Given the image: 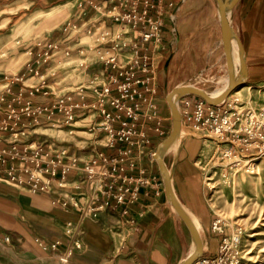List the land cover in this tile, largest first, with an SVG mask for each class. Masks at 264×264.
Segmentation results:
<instances>
[{
  "label": "built area",
  "instance_id": "built-area-1",
  "mask_svg": "<svg viewBox=\"0 0 264 264\" xmlns=\"http://www.w3.org/2000/svg\"><path fill=\"white\" fill-rule=\"evenodd\" d=\"M89 3L99 17L84 22L83 27H88V33L100 34L95 45L105 66L100 75L108 72L106 82L93 80L42 108L27 106L22 116L29 124L11 132V143L3 142L7 125L0 131L1 181L24 185L32 193H48L53 181L65 187L70 174L82 176L81 191L76 196L54 199L55 204L65 209L72 205L79 212L80 223L67 224L71 245L61 250L60 242L42 244L60 264H67L74 251L82 248L77 237L81 222L87 218L96 219L106 211L119 212L121 227L139 231L131 210L139 202L142 186L157 187V177L146 175L142 161L145 157L156 161L150 134L167 133L156 95L166 22L173 20V0ZM231 97L213 106L201 97L187 95L180 99L179 108L183 123L211 133L233 164L242 161L241 144L246 151L264 153V108L255 109ZM21 117L12 114L9 119L17 124ZM36 127L65 129L70 135L85 133L94 144L91 157L82 160L59 141L42 138ZM255 156L246 160L251 172ZM238 238V234L232 238L234 245ZM5 241L10 243L9 238ZM231 248L224 240L214 259L200 257L194 264H222L224 251Z\"/></svg>",
  "mask_w": 264,
  "mask_h": 264
},
{
  "label": "rangeland",
  "instance_id": "rangeland-1",
  "mask_svg": "<svg viewBox=\"0 0 264 264\" xmlns=\"http://www.w3.org/2000/svg\"><path fill=\"white\" fill-rule=\"evenodd\" d=\"M90 1L93 0H0V131L4 126L8 127L4 132V144L14 139L11 132L29 124L22 116L27 106L42 108L56 97L88 85L86 67L104 63L95 45L100 34L88 33V27H83L84 22L99 17ZM210 1L217 7L215 0ZM252 1L255 0H242L234 9L230 18L233 27L244 16L241 11L243 3L246 5ZM204 2V13L208 18L209 0ZM171 23L169 45L158 69L156 95V100L160 99L161 111L163 109L166 115L171 111L166 96L177 86H194L216 93L225 88L224 79L228 76L227 66L223 60L219 61L222 42L197 41L196 37L187 34L185 10L174 15ZM236 48L238 72L237 43ZM242 88L245 89L232 93L231 99L237 97L255 109L264 108V81H250L249 77V82ZM40 98L47 100L42 102ZM12 114L22 116V121L15 124L9 119ZM169 117L171 127L164 140L172 131V116ZM182 128L184 134L178 143H189L191 147L209 209V225L192 217L201 225L199 232L205 244L202 257L214 259L226 240L232 248L224 251L222 264H264V153L258 149L246 151V146L241 144L242 161L232 164L233 159L224 156L222 145L212 140L211 133L188 123H183ZM35 130L42 134V138L57 140L66 147L73 141L72 136H62L65 132L58 131L62 130L60 128L36 127ZM88 137L81 139L86 141L85 148L94 145ZM178 143L169 149L165 160L171 172ZM253 154L256 156L251 172L246 160ZM170 209L184 231L171 244L169 264H179L192 253L195 245L187 226L171 204ZM217 221L220 223L214 229ZM236 234L239 238L234 245L232 238ZM216 239L219 240L218 249L214 246Z\"/></svg>",
  "mask_w": 264,
  "mask_h": 264
},
{
  "label": "crops",
  "instance_id": "crops-1",
  "mask_svg": "<svg viewBox=\"0 0 264 264\" xmlns=\"http://www.w3.org/2000/svg\"><path fill=\"white\" fill-rule=\"evenodd\" d=\"M173 2L175 4L172 10L173 17L183 10L186 12L187 34L192 38L196 37L197 41L206 39L221 44L220 17L214 2L209 0L208 18L204 13L206 5L204 0H173ZM243 5L241 11L244 12V16L238 19L234 29L245 48L250 81L262 82L264 81V0L252 1L244 7ZM171 20L168 19L166 22L165 48L162 57L169 45ZM220 60L226 65L223 49L219 56ZM100 68H105L104 63L86 67L85 73L88 75L89 83L93 80L99 84L106 82L108 72L105 76H101ZM40 99L42 102L47 100ZM159 101L158 98L159 117L163 120L168 133L171 127L169 116L172 114L171 111L167 115L163 109L161 111ZM58 131L65 132L62 136L73 137V141L68 145L72 152L80 155L82 159L90 158L92 146L85 148L86 141H81L85 138V133L70 135L65 129ZM167 133L163 136L150 134L151 146L155 151L164 141ZM190 149L189 143L183 142L180 145L178 143L175 149L172 167L173 186L177 198L189 214L204 225H209L206 193L196 172ZM169 152L170 150L165 154V160ZM142 167L146 170L147 176L157 177V187L142 186L139 202L131 210V217L138 220L139 231L136 232L131 227H121L119 212L106 211L96 219L87 218L81 222L77 237L82 248L74 251L67 264H169L171 244L179 239L184 231L179 227L170 209L171 203L166 196L158 163L150 162L145 157ZM137 172L135 171V174ZM81 180L82 176L70 174L65 187H60L56 181H53L52 190L48 193H32L24 185L0 180V264H60L57 256L46 252L42 244L60 242L61 250L71 245L72 238L66 232L67 224L78 225L79 212L72 205L65 209L60 204H55L54 199L76 196L81 191ZM6 238L10 239L9 244L6 243ZM216 241L214 246L218 249L219 240Z\"/></svg>",
  "mask_w": 264,
  "mask_h": 264
},
{
  "label": "water",
  "instance_id": "water-1",
  "mask_svg": "<svg viewBox=\"0 0 264 264\" xmlns=\"http://www.w3.org/2000/svg\"><path fill=\"white\" fill-rule=\"evenodd\" d=\"M215 1L217 3L220 17V26L222 33L221 42L228 69L227 87L222 92V94L217 97H213L209 92L194 86H177L169 94H167L166 99L170 106L172 114V131L168 138L158 146L155 154V160L159 165V169L163 177L167 199L187 226L195 245L192 253L179 264H194V262L202 257L205 252L203 239L192 216L176 196L173 186L172 172L165 162V154L177 140L183 126L182 114L179 108V101L181 98L187 95H196L206 100L210 105L217 106L222 104L237 87L249 82V74L245 60V48L230 21L234 9L242 0ZM234 42H236L239 47L240 69L238 72L233 59Z\"/></svg>",
  "mask_w": 264,
  "mask_h": 264
},
{
  "label": "bare ground",
  "instance_id": "bare-ground-1",
  "mask_svg": "<svg viewBox=\"0 0 264 264\" xmlns=\"http://www.w3.org/2000/svg\"><path fill=\"white\" fill-rule=\"evenodd\" d=\"M233 59H234L235 65H236V63H237V61H238V51H237L236 43H235V42H234V44H233ZM227 70H228V69H227ZM224 81H225V85L227 86V84H228V76H227V77L225 76ZM245 85H247V83L240 85V86L237 87L232 93H234L235 91L238 92V91H241V90L245 89V88H242V87L245 86ZM226 86H225V88H226ZM225 88H223L221 91H218V92H216V93H210V92H209V93H210L211 96H213V97H217V96H219V95L222 94V92L225 90ZM232 93H231V94H232ZM183 134H184V132H183V128H182V129H181V132L179 133V136H178L177 140L174 142L172 148H173L175 145H177L178 141H180V138H181V136H182ZM194 222H195V224H196L198 230L200 231V226H201V225H200L196 220H195ZM203 243H204V242H203ZM204 248H205V244H204Z\"/></svg>",
  "mask_w": 264,
  "mask_h": 264
}]
</instances>
